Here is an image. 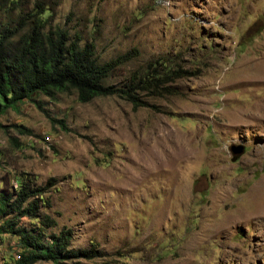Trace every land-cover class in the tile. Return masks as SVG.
I'll use <instances>...</instances> for the list:
<instances>
[{
  "label": "rangeland",
  "instance_id": "rangeland-1",
  "mask_svg": "<svg viewBox=\"0 0 264 264\" xmlns=\"http://www.w3.org/2000/svg\"><path fill=\"white\" fill-rule=\"evenodd\" d=\"M41 2L49 26L113 65L104 86L156 69L162 84L136 107L71 92L7 109L0 194L44 188L46 233L70 229L71 249L102 254L78 264H264V0ZM168 69L180 77L165 80ZM20 251L0 233V264Z\"/></svg>",
  "mask_w": 264,
  "mask_h": 264
},
{
  "label": "trees",
  "instance_id": "trees-1",
  "mask_svg": "<svg viewBox=\"0 0 264 264\" xmlns=\"http://www.w3.org/2000/svg\"><path fill=\"white\" fill-rule=\"evenodd\" d=\"M19 1L30 4V0ZM20 2L0 0V13L10 15L9 12L20 9ZM45 6L41 0H34L27 11L20 10L16 21H0V115L36 94L53 99L61 93L75 92L82 103L117 95L136 107L138 92L156 90L158 81L162 84L155 68L154 74L147 71L134 75L122 88L104 86L103 80L113 72V65L100 64L93 45L81 47L62 28L49 26ZM168 70L165 80L180 77V70ZM17 184L12 191L5 188L0 194V233L16 236L21 249L13 264H78L102 256L94 245L89 249H71L70 229L47 234L55 221L38 214L45 189L34 187L31 181ZM23 218L38 220L39 226L28 228L22 224Z\"/></svg>",
  "mask_w": 264,
  "mask_h": 264
},
{
  "label": "water",
  "instance_id": "water-1",
  "mask_svg": "<svg viewBox=\"0 0 264 264\" xmlns=\"http://www.w3.org/2000/svg\"><path fill=\"white\" fill-rule=\"evenodd\" d=\"M230 150L233 154L239 155L243 152V146L242 145H232Z\"/></svg>",
  "mask_w": 264,
  "mask_h": 264
}]
</instances>
